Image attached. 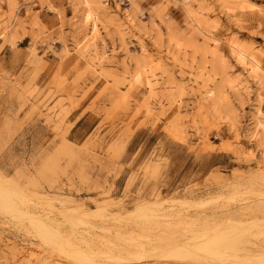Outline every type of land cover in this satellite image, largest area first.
<instances>
[{"label":"rangeland","instance_id":"obj_1","mask_svg":"<svg viewBox=\"0 0 264 264\" xmlns=\"http://www.w3.org/2000/svg\"><path fill=\"white\" fill-rule=\"evenodd\" d=\"M64 1L0 9V264H264V0Z\"/></svg>","mask_w":264,"mask_h":264},{"label":"crops","instance_id":"obj_2","mask_svg":"<svg viewBox=\"0 0 264 264\" xmlns=\"http://www.w3.org/2000/svg\"><path fill=\"white\" fill-rule=\"evenodd\" d=\"M11 1L17 2L18 4L24 7L23 9H24V17H25L26 8H27L26 4H28L27 2L31 0H0V9H2V11H7L8 3ZM262 4L264 5V3ZM55 6L59 7L60 5L55 3ZM30 7L32 8L31 10L33 12L40 13L39 20L41 21L42 25H46L49 28L57 27L59 25V23L57 22V16L53 13H49L47 9L45 10H42L41 8L34 9L32 5ZM63 8L65 9L66 17L71 18L72 9L67 0L64 1ZM26 24L27 26L25 27V29L19 32L21 39L17 42V45H16L17 50L20 52H25L33 45L31 34H33V32H36V30L35 29L33 30L32 27L30 26V20H28ZM9 54L12 55L13 53H12L11 47L7 46L4 49V52L1 55V58L9 57ZM88 122H90L89 117L85 120H79L75 123L69 135L74 142L82 143V141H84V139L87 137L92 127L88 125L89 124ZM154 136H156V138H155V141L152 142L151 139ZM159 139H160V135L157 132L145 131V130L139 131L134 135V137L132 138L130 142V145H129L130 151L137 152L143 146L152 148V146L155 143H157ZM173 160L175 161V158H173ZM182 171L183 170L179 168L178 165L175 164V167H172V169L169 171V174H168L169 180H170L169 182L174 180L175 181L174 183H176V181H178V179L182 176Z\"/></svg>","mask_w":264,"mask_h":264},{"label":"bare ground","instance_id":"obj_3","mask_svg":"<svg viewBox=\"0 0 264 264\" xmlns=\"http://www.w3.org/2000/svg\"><path fill=\"white\" fill-rule=\"evenodd\" d=\"M2 178V177H1ZM4 179V178H3ZM1 180V179H0ZM5 180V179H4ZM3 182V181H2ZM4 183H2V186H1V188H3V189H6V191L5 190H3V189H0V209H2V210H10V212L12 211V209H14V210H16L15 208H13L14 207V202L12 201V198H10L12 195L11 194H14V193H11V191H7V188L8 189H11V188H9V187H7V186H4L3 185ZM13 184V183H12ZM11 184V185H12ZM6 185V184H5ZM15 187V186H14ZM16 189V188H15ZM12 192H13V189H12ZM15 194H17V193H15ZM13 196H15V195H13ZM16 197V196H15ZM19 197V196H18ZM15 199V198H14ZM17 200V199H16ZM24 201H25V199H24ZM22 205H24V204H22ZM32 205V204H31ZM17 206V205H16ZM36 206V205H35ZM143 209H141V210H139V211H142ZM149 210V209H148ZM143 211H146V212H148L147 210H143ZM153 211V210H152ZM151 211V212H152ZM149 212H150V210H149ZM19 213V212H18ZM21 214H22V216L24 217L25 215H26V213L25 214H23L22 212H20ZM80 213V212H79ZM138 212H136L135 214H137ZM17 214V213H16ZM102 214H104V213H102ZM140 214V213H139ZM153 214H154V212H153ZM149 215H151V213L149 214ZM27 216V215H26ZM74 216V215H73ZM105 216V215H104ZM142 216V215H141ZM146 216V215H145ZM76 217V216H75ZM20 218H22V217H20ZM146 221H148V219H146V218H148V217H143ZM143 219V220H144ZM73 220V219H72ZM151 220V219H150ZM153 220V219H152ZM151 220V221H152ZM81 221V220H80ZM32 222H34V221H32ZM39 222H41V220L39 221ZM43 223V222H42ZM41 223V224H42ZM33 224V223H32ZM37 224V223H36ZM73 225V224H72ZM82 225V224H81ZM37 226H38V224H37ZM33 227H34V224H33ZM43 227V226H42ZM35 228H37V227H35ZM264 228V227H263ZM36 230V229H35ZM51 230V229H50ZM39 231V230H38ZM45 231V230H44ZM40 232V231H39ZM232 232V231H231ZM230 232V233H231ZM234 232V231H233ZM232 232V233H233ZM42 233V232H41ZM46 233V232H45ZM229 233L227 232V234H222V235H220V236H217L216 238H214L213 240H210V241H208V242H212V244H214L216 247H218V249L220 250L221 249V247H222V249L224 250V246H225V243H228V244H230V242H228V237L229 238H231L230 237V235H228ZM46 236H47V234H45ZM48 235H49V233H48ZM43 236V235H42ZM45 236V240L44 241H46V240H51L50 239V237L49 236H47L46 237ZM50 236H52V235H50ZM235 236V235H234ZM42 238H44V237H42ZM52 238V237H51ZM55 240V239H54ZM53 240V241H54ZM231 240V239H230ZM235 240V239H234ZM52 241V242H53ZM56 241V240H55ZM58 242V241H57ZM133 242V241H132ZM224 243V244H223ZM52 244V243H51ZM227 244V245H228ZM232 244V243H231ZM49 245V244H48ZM225 246L226 248L225 249H227L228 248V246ZM50 246V245H49ZM63 246V245H62ZM65 246V245H64ZM231 246V245H230ZM236 247H238V246H236ZM236 247H230L228 250H232L233 251V249H237ZM61 248V247H60ZM59 248V249H60ZM82 248V247H81ZM62 249V248H61ZM140 249V248H139ZM221 249V250H222ZM63 250V249H62ZM78 250V249H77ZM220 250V251H221ZM79 251V250H78ZM82 252V251H81ZM80 252V253H81ZM73 253H77V251H76V249H75V251L73 252ZM89 253V252H88ZM104 253V252H103ZM101 254V253H100ZM105 254V253H104ZM82 255V254H81ZM95 255H96V253H95ZM83 256V255H82ZM85 256H86V254H85ZM102 256V255H101ZM139 257V256H138ZM114 258V257H113ZM142 258V257H141ZM79 259V258H78ZM135 259V258H134ZM80 260H82V259H80ZM88 262V261H87ZM91 262V261H90Z\"/></svg>","mask_w":264,"mask_h":264},{"label":"built area","instance_id":"obj_4","mask_svg":"<svg viewBox=\"0 0 264 264\" xmlns=\"http://www.w3.org/2000/svg\"><path fill=\"white\" fill-rule=\"evenodd\" d=\"M108 3V2H107Z\"/></svg>","mask_w":264,"mask_h":264}]
</instances>
